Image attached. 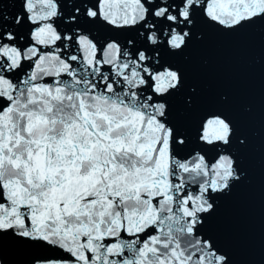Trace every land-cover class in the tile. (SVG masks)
I'll return each mask as SVG.
<instances>
[{
  "label": "snow or ice",
  "instance_id": "obj_1",
  "mask_svg": "<svg viewBox=\"0 0 264 264\" xmlns=\"http://www.w3.org/2000/svg\"><path fill=\"white\" fill-rule=\"evenodd\" d=\"M257 25L264 0H0V264H239L221 207L264 169V96L190 69Z\"/></svg>",
  "mask_w": 264,
  "mask_h": 264
},
{
  "label": "water",
  "instance_id": "obj_2",
  "mask_svg": "<svg viewBox=\"0 0 264 264\" xmlns=\"http://www.w3.org/2000/svg\"><path fill=\"white\" fill-rule=\"evenodd\" d=\"M190 70L209 92L231 89L244 102L258 106L264 96V27L253 26L214 41L205 52L193 54ZM246 166L249 182L222 205L221 213L234 226L239 264H264V169L258 151L246 158Z\"/></svg>",
  "mask_w": 264,
  "mask_h": 264
}]
</instances>
